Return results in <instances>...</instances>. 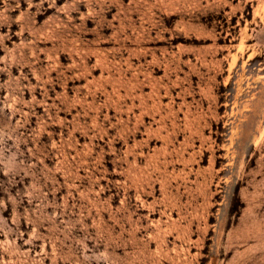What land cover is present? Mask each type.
Masks as SVG:
<instances>
[{
    "label": "rangeland",
    "instance_id": "1",
    "mask_svg": "<svg viewBox=\"0 0 264 264\" xmlns=\"http://www.w3.org/2000/svg\"><path fill=\"white\" fill-rule=\"evenodd\" d=\"M0 264H264V0H0Z\"/></svg>",
    "mask_w": 264,
    "mask_h": 264
}]
</instances>
